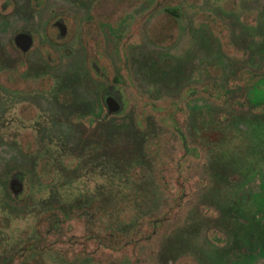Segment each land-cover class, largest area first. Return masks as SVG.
I'll return each mask as SVG.
<instances>
[{
  "label": "rangeland",
  "instance_id": "rangeland-1",
  "mask_svg": "<svg viewBox=\"0 0 264 264\" xmlns=\"http://www.w3.org/2000/svg\"><path fill=\"white\" fill-rule=\"evenodd\" d=\"M5 1L0 264H264V76L239 79L264 67V0ZM21 28L36 37L26 55ZM107 86L123 107L105 117ZM172 101L187 153L164 123Z\"/></svg>",
  "mask_w": 264,
  "mask_h": 264
},
{
  "label": "trees",
  "instance_id": "trees-1",
  "mask_svg": "<svg viewBox=\"0 0 264 264\" xmlns=\"http://www.w3.org/2000/svg\"><path fill=\"white\" fill-rule=\"evenodd\" d=\"M39 4V3H36ZM167 10L171 12L174 16H177L180 14V10L178 6H172V7H167ZM214 27V26H213ZM222 43L225 45L226 41L223 40L222 38ZM91 48V47H90ZM99 50V49H98ZM94 54V55H93ZM90 57V64L91 68L94 71V73L99 77V78H104L105 77V69L101 67L100 62L101 59L104 57V55H95V53L92 52V54L89 56ZM264 76V67L262 68L261 72H256V71H251L250 69H242V72L239 74V79H241L243 84L245 86L251 85L254 82H256L259 78ZM115 79H118L119 77L117 75H114ZM202 90L206 94H208L209 97L219 99V100H224L226 99V94L225 91L217 84H208L206 87H204ZM240 105L243 104V101H238ZM182 106L180 102L178 101H172L168 104L167 107V113L169 119L167 121H164L166 123V126L172 127V129L179 135L182 143L184 146L187 148L185 152H189L191 149V146L188 143V137L184 129V119H180V113L182 112ZM92 121L89 119V124H91ZM186 156L185 153L183 154L182 157ZM180 158V157H179ZM50 220L52 221L51 223V228L55 229L56 231H59L61 229V223L62 219L59 216H56L54 214H51L49 217ZM163 218L161 219H154L150 221V225L152 226V232L149 234L146 239H150V237L157 231V228L163 223ZM211 240H213L215 243H219L223 240L221 236L215 235L212 233L211 235ZM144 239V238H143ZM31 249H34V247H31Z\"/></svg>",
  "mask_w": 264,
  "mask_h": 264
},
{
  "label": "water",
  "instance_id": "water-1",
  "mask_svg": "<svg viewBox=\"0 0 264 264\" xmlns=\"http://www.w3.org/2000/svg\"><path fill=\"white\" fill-rule=\"evenodd\" d=\"M61 33H65V28L61 27ZM16 43L24 50L27 51L32 43H33V36L30 32L27 31H20L15 36ZM104 101L108 107V113H114L122 108L121 99L117 98L114 95L105 96ZM11 188L13 189L14 194H18L23 188V180L20 179L18 176H13L10 180Z\"/></svg>",
  "mask_w": 264,
  "mask_h": 264
},
{
  "label": "flooded vegetation",
  "instance_id": "flooded-vegetation-1",
  "mask_svg": "<svg viewBox=\"0 0 264 264\" xmlns=\"http://www.w3.org/2000/svg\"><path fill=\"white\" fill-rule=\"evenodd\" d=\"M9 4L10 2H9V0H7V1H5V2H3V6H2V9H5V5L6 4ZM36 3H39V4H36ZM32 4L34 5V7H41V0H32ZM13 6V5H12ZM53 26H55V27H57V29H58V33H57V36L58 37H62V36H64L65 35V33H66V30H67V25H66V22L64 21V18H62V17H58L57 19H55L54 21H53ZM61 27H63V28H65V33L64 34H62L61 33ZM20 31H27V32H30L31 34H32V36H33V43H32V45H31V47L27 50V51H24L17 43H16V41H15V36H16V34L18 33V32H20ZM35 34H34V32L33 31H31L30 29H27V28H21V29H19L16 33H15V35H14V43H15V45L20 49V51L22 52V54H24V55H26L27 53H28V51H30L32 48H33V46H34V43H35ZM104 95L105 96H110V95H114V96H116L118 99L120 98L121 99V103H122V107H123V99H122V97H121V95L117 92V93H114L113 91H111V87H105V89H104V91H103V95H102V97H103V100H104ZM104 103L106 104V102L104 101ZM107 105V104H106ZM121 111L119 110V111H117V112H114V114L115 113H120ZM111 113H108V107H107V109H106V112H105V114H104V116L105 117H107V116H109ZM91 121H93V118H89ZM89 121V120H88ZM13 176H18L20 179H22L23 180V175H22V173H20V172H17V173H14L13 175H12V177ZM11 177V178H12ZM11 180V179H10ZM11 185V184H10ZM16 195V194H15ZM35 249H36V247H34Z\"/></svg>",
  "mask_w": 264,
  "mask_h": 264
}]
</instances>
